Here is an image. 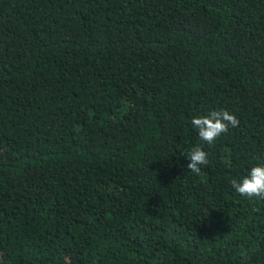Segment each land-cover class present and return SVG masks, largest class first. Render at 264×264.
I'll use <instances>...</instances> for the list:
<instances>
[{
  "label": "trees",
  "instance_id": "trees-1",
  "mask_svg": "<svg viewBox=\"0 0 264 264\" xmlns=\"http://www.w3.org/2000/svg\"><path fill=\"white\" fill-rule=\"evenodd\" d=\"M258 165L264 0H0V264H264Z\"/></svg>",
  "mask_w": 264,
  "mask_h": 264
},
{
  "label": "clouds",
  "instance_id": "clouds-1",
  "mask_svg": "<svg viewBox=\"0 0 264 264\" xmlns=\"http://www.w3.org/2000/svg\"><path fill=\"white\" fill-rule=\"evenodd\" d=\"M192 127L198 131L199 138L211 145L222 134L228 133L230 128L239 126L240 121L228 110H214L206 116L195 117L191 120ZM187 169L199 174L201 166H207V153L200 146L193 147L187 154ZM231 185L234 190L246 198L260 197L264 199V165L254 166L247 175L240 179H233Z\"/></svg>",
  "mask_w": 264,
  "mask_h": 264
}]
</instances>
